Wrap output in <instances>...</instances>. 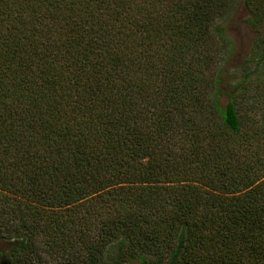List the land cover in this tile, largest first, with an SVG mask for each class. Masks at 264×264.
<instances>
[{
  "label": "trees",
  "instance_id": "1",
  "mask_svg": "<svg viewBox=\"0 0 264 264\" xmlns=\"http://www.w3.org/2000/svg\"><path fill=\"white\" fill-rule=\"evenodd\" d=\"M230 3L0 0V264H264V132L219 101Z\"/></svg>",
  "mask_w": 264,
  "mask_h": 264
},
{
  "label": "rangeland",
  "instance_id": "2",
  "mask_svg": "<svg viewBox=\"0 0 264 264\" xmlns=\"http://www.w3.org/2000/svg\"><path fill=\"white\" fill-rule=\"evenodd\" d=\"M259 3L264 6V0H258V3L254 0V4ZM253 5L249 2L247 5L246 0H231V10L225 21L227 26L225 33L231 46L228 62L223 68L225 92L221 94L219 101L224 104L228 100H234L247 128H259L264 132V56L262 55L264 44H255V29L244 21L249 13L248 8L253 9ZM249 168L264 174L263 164L246 166V170ZM5 247L6 245L0 241V252ZM1 261L0 255V263ZM32 261V264H86L87 262L72 256L51 258L40 250L34 254Z\"/></svg>",
  "mask_w": 264,
  "mask_h": 264
}]
</instances>
